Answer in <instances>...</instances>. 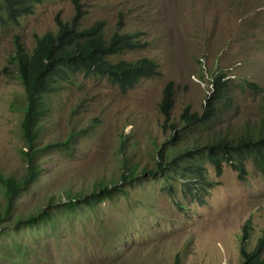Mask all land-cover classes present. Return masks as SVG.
Segmentation results:
<instances>
[{
	"label": "rangeland",
	"instance_id": "374dc122",
	"mask_svg": "<svg viewBox=\"0 0 264 264\" xmlns=\"http://www.w3.org/2000/svg\"><path fill=\"white\" fill-rule=\"evenodd\" d=\"M82 2L87 10L83 27L104 20L109 37L121 19L123 31L140 33L148 44L114 61L149 56L160 63L161 74L128 92L106 76L78 74L46 97L48 113L38 142L48 148L41 159L43 172L17 197L12 217L2 224L0 264H175L178 257L179 264H243L244 226L253 222L249 250L264 230V172L254 159L245 161L244 181L226 162L218 176L206 160L212 185L200 199L187 192L184 179L174 172L152 176L149 171L156 170L157 149L171 136L160 110L171 81L176 122L189 104L193 111L203 110L214 76L222 73L231 81L233 103L220 109L207 131L236 137L264 118V0ZM58 13L70 20L73 0L46 2L19 25L0 29V176L5 178L21 180L27 174L22 153L27 150L22 129L26 93L10 60L13 39L20 35L31 52L35 35L56 31ZM195 136L179 151L189 150ZM133 165L139 174L145 168L148 172L121 183ZM101 184L117 185L126 194L116 192L93 208L61 214L47 227L16 229L17 216L26 219L54 209L51 204L65 212L68 191L90 196ZM6 203L0 185V213Z\"/></svg>",
	"mask_w": 264,
	"mask_h": 264
},
{
	"label": "trees",
	"instance_id": "16d2710c",
	"mask_svg": "<svg viewBox=\"0 0 264 264\" xmlns=\"http://www.w3.org/2000/svg\"><path fill=\"white\" fill-rule=\"evenodd\" d=\"M50 1L53 0H0V29L19 25L23 18L35 13L37 6ZM73 5L74 13L70 20H64L61 13L56 15L55 32L35 35V46L31 52L20 35H15L13 39L15 50L10 60L18 69L26 93L22 129L27 150L22 153L27 174L21 180L0 176V185L5 189L7 202L0 213V229L3 228V222L12 217L17 197L38 182L43 172L41 159L48 148L39 147L40 124L48 113L46 97L58 91L60 82L78 74L87 78L106 76L123 92H128L142 80L161 74L160 63L149 56L137 60H113L128 51L145 48L148 44L139 37L140 33L123 31L121 19L109 37L106 36L104 20H97L91 26L83 27L82 22L87 12L85 5L82 0H73ZM212 83V93L207 96L203 110L193 111L189 104L182 112L181 122H176L173 118L176 105L175 82H169L160 110L165 118L164 130H171V136L157 149L156 170L149 171L152 176L158 173L170 175V171L174 172L184 179L187 192L199 199L208 194L212 185L206 178V160L215 167L218 176L223 173V162L228 163L238 171V179L241 181L245 180V161L248 159H254L264 172V118L257 126L248 125L247 131L236 137L207 131L217 119L220 109H229L233 103L229 94L231 81L225 73L215 75ZM250 86L254 87V84ZM184 134L188 136L186 139H182ZM73 135L74 132L61 145L67 148ZM192 136L195 138L188 142L191 143L189 150L179 151V146ZM130 170L121 175V183L129 184L148 172L145 168L143 174H139L137 165H133ZM116 192L126 194L114 184L98 185L90 196L84 197L80 193L74 195L68 191L69 200L65 205V212L60 206L51 204L50 207L54 209L45 208L39 214L30 215L26 219L17 216L16 229L47 227L48 223L54 222L61 214L75 213L83 207L93 208L99 203L111 200ZM51 201L54 202L55 199ZM179 207L182 208L181 205ZM253 229V222L249 220L244 226L242 236L243 264H264V230L254 250L248 249ZM179 259L178 257L175 264H179Z\"/></svg>",
	"mask_w": 264,
	"mask_h": 264
},
{
	"label": "clouds",
	"instance_id": "9594fccd",
	"mask_svg": "<svg viewBox=\"0 0 264 264\" xmlns=\"http://www.w3.org/2000/svg\"><path fill=\"white\" fill-rule=\"evenodd\" d=\"M213 82V81H212ZM213 84V83H212Z\"/></svg>",
	"mask_w": 264,
	"mask_h": 264
}]
</instances>
